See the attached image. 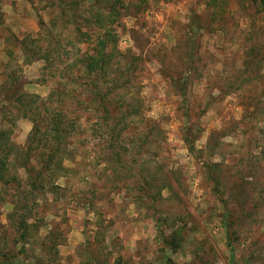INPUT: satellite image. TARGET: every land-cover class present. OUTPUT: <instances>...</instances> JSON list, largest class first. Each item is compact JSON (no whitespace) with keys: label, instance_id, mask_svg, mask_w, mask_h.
I'll return each mask as SVG.
<instances>
[{"label":"rangeland","instance_id":"1","mask_svg":"<svg viewBox=\"0 0 264 264\" xmlns=\"http://www.w3.org/2000/svg\"><path fill=\"white\" fill-rule=\"evenodd\" d=\"M261 1L0 0V264H264Z\"/></svg>","mask_w":264,"mask_h":264},{"label":"trees","instance_id":"2","mask_svg":"<svg viewBox=\"0 0 264 264\" xmlns=\"http://www.w3.org/2000/svg\"><path fill=\"white\" fill-rule=\"evenodd\" d=\"M139 3H142V4H144L145 2H146V0H137ZM262 2V5H263V7H264V0H262L261 1ZM91 61H93L92 59H91ZM93 63H96V62H93ZM96 65V64H95ZM95 65H93V66H95ZM27 98H30V96L29 95H25ZM20 102L23 100V98L22 97H18L17 98ZM23 105H26V104H24V100H23ZM2 135H3V133H2ZM35 136H37L36 135V132H35V130H32V132H31V135H30V141H32V142H34V140H35ZM186 140V144L188 145V151L191 153V154H193L194 153V147H193V145H192V143H190L187 139H185ZM208 147H209V144H208ZM55 151H49L48 153H47V155H46V160H45V162H44V167H45V169L46 170H50V169H53V171L56 173V172H58L59 170H63V171H65V170H67L66 168H64L63 166H62V162H61V160H59V161H57L56 163H54L53 164V160H54V158H55ZM26 163L27 162H25V165H26ZM25 165H24V168H25ZM27 166V165H26ZM210 166H213V165H210ZM1 172V171H0ZM2 173V172H1ZM1 173H0V177H1ZM39 174H42V171H40L39 172ZM40 176L38 175V177H37V179L39 178Z\"/></svg>","mask_w":264,"mask_h":264},{"label":"crops","instance_id":"3","mask_svg":"<svg viewBox=\"0 0 264 264\" xmlns=\"http://www.w3.org/2000/svg\"><path fill=\"white\" fill-rule=\"evenodd\" d=\"M1 49H3V45H2V47H1ZM0 54H1V52H0ZM5 54V53H4ZM3 56V55H2Z\"/></svg>","mask_w":264,"mask_h":264}]
</instances>
